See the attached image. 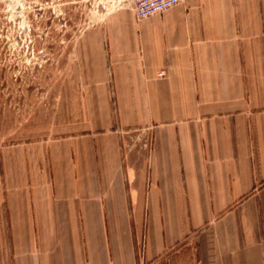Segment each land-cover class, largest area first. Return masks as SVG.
<instances>
[{
    "label": "crops",
    "instance_id": "obj_1",
    "mask_svg": "<svg viewBox=\"0 0 264 264\" xmlns=\"http://www.w3.org/2000/svg\"><path fill=\"white\" fill-rule=\"evenodd\" d=\"M97 80L100 135L2 152L0 264H264V0L129 2Z\"/></svg>",
    "mask_w": 264,
    "mask_h": 264
},
{
    "label": "rangeland",
    "instance_id": "obj_2",
    "mask_svg": "<svg viewBox=\"0 0 264 264\" xmlns=\"http://www.w3.org/2000/svg\"><path fill=\"white\" fill-rule=\"evenodd\" d=\"M124 8L129 0H0V191L2 152L100 135L86 117L100 104V28Z\"/></svg>",
    "mask_w": 264,
    "mask_h": 264
},
{
    "label": "built area",
    "instance_id": "obj_3",
    "mask_svg": "<svg viewBox=\"0 0 264 264\" xmlns=\"http://www.w3.org/2000/svg\"><path fill=\"white\" fill-rule=\"evenodd\" d=\"M187 0H129L138 19L164 13L169 9L185 3ZM163 72L159 75L163 76Z\"/></svg>",
    "mask_w": 264,
    "mask_h": 264
}]
</instances>
